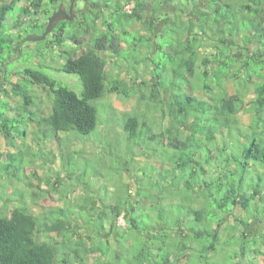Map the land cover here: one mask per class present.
I'll use <instances>...</instances> for the list:
<instances>
[{
	"label": "trees",
	"instance_id": "16d2710c",
	"mask_svg": "<svg viewBox=\"0 0 264 264\" xmlns=\"http://www.w3.org/2000/svg\"><path fill=\"white\" fill-rule=\"evenodd\" d=\"M61 2L67 0L0 3V33L6 22L17 29L8 19L16 6L21 23L44 32ZM128 4H133L130 12ZM75 9V18L61 21L47 44L66 58L61 70L79 76L81 93L41 68H22L26 83H13V90L23 103L17 113H8L13 107L4 101L10 108L0 112V132L16 146L23 112L25 121L44 127V137L60 138L61 131L90 134L100 118V104L92 101L112 93L129 96L118 79L110 81L105 51L134 64H151L152 84L141 83L150 86L148 109L128 115L124 130L134 146L128 154L163 152L172 165H162L157 177L140 185L148 204L161 206L141 207L130 200L132 189L127 198L102 205L93 198L82 208L54 204L35 190L29 195L42 206L37 214L23 189L15 186L7 194L2 185L0 199L10 208L0 209V264H88L86 254L92 264H264V232L248 227L255 217L264 221V0H79ZM133 22L151 35L129 30ZM161 23V32L154 34ZM0 74L9 78L3 70ZM34 84L52 96L50 112L35 102ZM28 105L36 109L29 112ZM154 110L163 112L160 118ZM242 114L251 115L247 129L240 126ZM15 156L10 152L0 160V175L25 181V165L15 166ZM147 168L156 170L155 165L143 168L145 175ZM155 189L167 194L158 196ZM168 195L172 201L166 206L160 201ZM237 207L244 213H236ZM173 208L179 212L173 214ZM121 216L129 221V231L122 234L116 230ZM133 238L144 240L136 250ZM105 239L108 246L116 244L111 261ZM238 255L242 260L234 262Z\"/></svg>",
	"mask_w": 264,
	"mask_h": 264
},
{
	"label": "rangeland",
	"instance_id": "374dc122",
	"mask_svg": "<svg viewBox=\"0 0 264 264\" xmlns=\"http://www.w3.org/2000/svg\"><path fill=\"white\" fill-rule=\"evenodd\" d=\"M9 1L11 0H0V3ZM69 2L67 3V8L70 5ZM76 3L79 4V0H75ZM132 8L133 4L126 6L129 12ZM20 10V7L16 6L10 10L8 15V19L10 21L12 19L11 22L18 25L17 29L12 30L11 23L6 22L0 33V39H4L3 46L5 47V51L0 53V70H3L5 75L9 74V78L7 79H4L0 74V112L3 110V106H6L8 109L10 108L8 103L7 105L4 104L5 102H9L11 107H13L10 108L11 111L8 110V113L18 112L16 107L22 105L23 100L21 95L14 92L13 83L18 81L26 83L24 81V74L21 71L22 68L27 66L41 68L40 70L57 78L59 82L69 85L78 93H81L83 87L78 75L61 70L66 58L54 54L51 46L49 47L47 44L48 41L55 37V30L45 40H24L29 34L40 35L43 32H40L39 29H31V23H21ZM128 29L136 32L139 36L145 35L147 37L152 33L151 30L145 28L141 23L133 22L129 25ZM161 29L162 23L157 27L154 34L160 33ZM10 34L12 42L7 36ZM67 44L72 46L73 43L67 41ZM88 45L89 43L85 44L80 53L86 50ZM16 46H19V51L15 53L13 49ZM149 48L148 45H145L146 50H149ZM104 54L108 58L107 71L110 81L118 79L119 82L123 83V88L129 92V96L112 93L98 100L99 102L97 100L92 101L97 106V103L100 104L98 106L100 118L97 128L93 132L82 135L74 131H61L60 138L44 137L42 130L40 132V129L44 127L40 128L36 121H25L22 111L23 118L19 115L21 117V124L18 125V128L22 132L15 134L14 145L16 146L11 147L12 145L6 142L0 132V149L3 152L0 160L7 159L8 153L14 152L16 156L13 159L17 158L15 166L25 165L27 175L25 181L18 180V178L7 180L5 176L0 175V188L3 187L2 185H5L4 189H6V193L11 194L15 186H19L26 194L27 203H31L30 206L33 207L32 209L37 214H40L41 210L39 208L41 209L42 206L34 205L29 195L30 191L35 190L45 194L54 204L62 203L61 205L68 204V206L77 204L82 208L90 205L89 203L93 198L101 205L116 202L119 197L127 198L128 190L132 189L131 195L133 197L130 200L140 202L141 207L147 206L146 208L150 209L153 206V208L161 206L157 205V202L152 203L153 206L150 203L148 204L147 200L144 199V194L140 193L139 189L141 186H147L150 179L154 178L153 174L157 177L162 165L166 166V169L171 168L172 165L167 159L163 158L167 157L163 152L151 155L150 151L144 154L139 149L140 151L137 155L128 154L127 150L131 149L130 152H132L134 146L133 141H130L129 136L124 130L125 118L128 115L137 114L140 111L148 109L150 86L146 83H141H143L142 81H146L150 85L152 84L150 82L152 75L151 64L149 65L144 62L134 64L130 61H125L123 58L111 56L110 52L107 51ZM148 62L151 63V61ZM226 83L228 88L235 86L231 79H227ZM32 88L34 89L33 96L35 102L45 112H50L52 96L40 84H34ZM107 106H111L112 108ZM26 107V110L29 112L36 109L34 105ZM24 114L27 115V113ZM153 114L160 118L163 112L154 110ZM36 119L38 120L37 116ZM239 120L241 121L240 126L247 129V125L251 121V115L242 114ZM164 123L165 125H169V121L167 120ZM39 136H42V138ZM36 137H39V140H36ZM227 143L230 144L229 142ZM152 165L156 166V170L153 171L151 168H147V174L145 175L144 169ZM154 193H159L158 196L160 194H167L166 191H158V189H155ZM18 198L19 196H16L17 200ZM5 201L4 199H0V209L7 210L10 208V205L7 206ZM171 201L172 199L168 195L165 199H161L160 202L167 206ZM192 204L195 207L199 205L197 201L192 202ZM175 212L178 213L179 211L173 208V214ZM236 213L243 214L244 210L237 207ZM181 215H183L182 212ZM255 218L251 220L248 227L256 234L264 232V221L262 222ZM128 224V218L121 216L117 218L116 230L121 234L127 232L129 231ZM109 225L110 223H108ZM130 232L133 235L136 234L133 230H130ZM108 236L107 232L104 237ZM126 236L129 235L127 234ZM222 237L226 236L223 234ZM263 237L264 235H262V239ZM86 239L88 240L89 238L87 237ZM114 241L116 240L114 239ZM134 241V243H137L134 244L135 250L144 243L143 239H134ZM104 242H106V249H110V259H107V261H111L116 254V244L111 242L108 246L106 239ZM104 242L101 241L103 244ZM128 245L126 244L125 246ZM129 256H132V254L130 253ZM238 257L239 255L235 258L234 262L242 260H239ZM91 259L92 256L86 254L88 264H92Z\"/></svg>",
	"mask_w": 264,
	"mask_h": 264
},
{
	"label": "water",
	"instance_id": "95a60500",
	"mask_svg": "<svg viewBox=\"0 0 264 264\" xmlns=\"http://www.w3.org/2000/svg\"><path fill=\"white\" fill-rule=\"evenodd\" d=\"M69 10L65 2H61L57 9H55L50 16L45 31L40 35L29 34L24 40L25 41H39L45 40L48 35L55 30L57 25L64 20H73L78 10L75 9V0H71Z\"/></svg>",
	"mask_w": 264,
	"mask_h": 264
},
{
	"label": "flooded vegetation",
	"instance_id": "af4514ba",
	"mask_svg": "<svg viewBox=\"0 0 264 264\" xmlns=\"http://www.w3.org/2000/svg\"><path fill=\"white\" fill-rule=\"evenodd\" d=\"M69 2V0H67V3ZM67 3H65L66 4V6H67ZM70 4H71V0H70V2H69ZM69 7H70V5H69ZM69 7L67 8L68 10H69Z\"/></svg>",
	"mask_w": 264,
	"mask_h": 264
}]
</instances>
